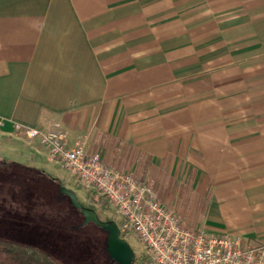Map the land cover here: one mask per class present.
Here are the masks:
<instances>
[{
	"label": "crops",
	"instance_id": "0c3cea01",
	"mask_svg": "<svg viewBox=\"0 0 264 264\" xmlns=\"http://www.w3.org/2000/svg\"><path fill=\"white\" fill-rule=\"evenodd\" d=\"M57 125L186 226L264 241V0H0V182L50 176L22 129Z\"/></svg>",
	"mask_w": 264,
	"mask_h": 264
},
{
	"label": "built area",
	"instance_id": "2783aa9c",
	"mask_svg": "<svg viewBox=\"0 0 264 264\" xmlns=\"http://www.w3.org/2000/svg\"><path fill=\"white\" fill-rule=\"evenodd\" d=\"M22 132L46 147L51 160L81 184L104 197L122 217L121 230L140 237L154 264H264V241L253 244L241 234L186 226L148 184L108 165L100 152L88 154L82 141L70 144L60 126L48 130L28 127Z\"/></svg>",
	"mask_w": 264,
	"mask_h": 264
},
{
	"label": "trees",
	"instance_id": "16d2710c",
	"mask_svg": "<svg viewBox=\"0 0 264 264\" xmlns=\"http://www.w3.org/2000/svg\"><path fill=\"white\" fill-rule=\"evenodd\" d=\"M2 174H5L4 170ZM19 176H21V174ZM8 178L6 177L1 180L0 194L21 198L24 197L23 199L25 202L20 204L23 206L21 210L12 211L9 214L4 213L3 211L0 213V230L7 233L6 237H0V264H68L63 262L61 257L41 250L36 243L32 242L33 240L30 239L31 237L29 238L32 234L29 233L27 229V227H30L33 224L37 225L38 219L46 220L44 211H50L46 209V205H42L47 201V199L45 201V196L41 194V190L43 188L47 190L46 185H48L49 181L53 182V185L56 184V188L60 187L61 184L57 182V179L44 172V170L30 176L26 172L23 179H16L14 176L9 178V180ZM91 191L93 193L96 192L94 189H91ZM53 193L55 194V192ZM57 194H59V192ZM60 194L66 196L69 199V203L66 201H53V227H55V231L59 236L57 240H60V237L70 238L74 246H78V242L81 240L84 242L88 240L89 244L80 242L79 245V247L84 251L86 250L85 254H82L83 257H86L88 256L87 254H90L89 251L92 249L91 245L96 246L99 243L100 232H106V235H108V231L104 230L100 226H97L93 222L84 224L83 219L85 218L80 209L76 208L72 204L67 194L62 192H60ZM92 199L96 198L92 197ZM79 201L86 207L94 209L98 213L101 220H115L119 226H122L123 219L119 218L117 216L118 213L113 209V218L103 219L96 207L83 202L80 198ZM94 203L102 206L103 208L110 206L107 200H96ZM78 214L82 216V220L80 222L75 220V217ZM68 218L70 220V224H68ZM21 226L25 227L24 229L26 230H18ZM88 227L92 228L90 233H76L74 231L75 228L85 230L88 229ZM125 233L126 231L121 230V236L123 238ZM26 237H28V239H24ZM106 247L107 236L104 240L103 253L101 252L98 255L99 258L96 259H100L101 261L103 260L104 262H94V264H117L109 256ZM151 262H153V260L150 254H136V264H151Z\"/></svg>",
	"mask_w": 264,
	"mask_h": 264
},
{
	"label": "rangeland",
	"instance_id": "374dc122",
	"mask_svg": "<svg viewBox=\"0 0 264 264\" xmlns=\"http://www.w3.org/2000/svg\"><path fill=\"white\" fill-rule=\"evenodd\" d=\"M26 137V136H24ZM27 138V137H26ZM22 138L20 139L21 141H24ZM29 139V138H28ZM19 142V139L17 140ZM19 143H17L16 141H14L13 139L10 138H6V137H0V149H2L3 147H7L9 145H18ZM40 146H42L41 144H38ZM54 162V161H53ZM55 165V172L53 170H51V172L48 171V173L50 174V176L52 177H56L55 179H57V182L60 185V187L56 188V184L53 185V182H48V185H46L47 190L45 188H43L41 190V194L45 196V201L47 199V201L45 203H43L42 205H46V209L50 210V211H44L45 214V219H38L37 225L33 224L30 227H27L29 233H31L32 235L29 236V238L31 240H33L32 242L36 243L37 246L46 252L51 253L52 255L55 254L58 257H61L63 259V262H66L68 264H94V262H104L103 260L101 261L96 260L98 257V255L102 252L103 253V246H104V240L106 238V236L108 237V235H106V232H100V237H99V243L95 246V245H91L92 249L89 251L90 254H87L88 256L83 257L82 254H85L86 250L84 251L82 248L79 247L80 242L81 243H86L89 244L88 240L86 242L84 241H79L78 242V246H74L71 239L67 238V237H60V240H57V238L59 237L58 234L55 231V227H53V201L57 200V201H66L69 203V199L66 196H63L60 194V192H62V186H66L68 188H72L76 191L78 197L85 203H88L94 207H96V209H98V211L100 212V215L103 219H109V218H113V211L112 208L109 206L107 208H103L102 206L94 203L96 202V200L102 201V200H106L104 197H102L101 195H99L97 192H92L91 189L87 188L86 186H84L83 184H81L78 180H76L73 176H71L65 169H63V167L54 162ZM142 181H145L143 177L140 178ZM151 183V181L149 182V184ZM151 187L156 191L159 199L165 204V205H172L171 199L173 198H178L181 199L184 196H170L168 195V193L164 190H162L161 188H157L155 187L154 183L150 184ZM49 188V189H48ZM57 189V190H56ZM176 191V189H175ZM55 192V194L53 193ZM59 192V194H57ZM63 193V192H62ZM4 197V195H2ZM43 196V197H44ZM55 197V198H54ZM92 197H95L96 199H92ZM0 201H1V197H0ZM4 203H0V213L3 211L6 214H9L12 211H8L6 208V203L4 206ZM185 203H187L189 205V202L186 201ZM96 204V206H95ZM4 209V210H3ZM175 209V208H174ZM176 210V209H175ZM176 212V211H175ZM178 213V211H177ZM47 214V215H46ZM119 218H122L119 214L117 215ZM69 220V218H68ZM75 220L80 222L82 220V216L80 214H78L75 217ZM83 223H84V219H83ZM182 223H184V221L182 220ZM68 224H70V220L68 221ZM25 227L21 226L19 227L18 230H22ZM70 228V227H69ZM92 228L88 229H79V228H75V232H84V233H90ZM199 229V228H198ZM26 230V229H24ZM6 237L7 233L3 232L2 230H0V237ZM124 238L129 241V243L132 245V247L135 250V253L137 255H141V254H148L149 252L147 250V248L145 247V245L142 243L140 237L132 231H126ZM24 239H28V237L24 238ZM80 254V255H79ZM153 262H151L152 264ZM154 264V263H153Z\"/></svg>",
	"mask_w": 264,
	"mask_h": 264
},
{
	"label": "water",
	"instance_id": "95a60500",
	"mask_svg": "<svg viewBox=\"0 0 264 264\" xmlns=\"http://www.w3.org/2000/svg\"><path fill=\"white\" fill-rule=\"evenodd\" d=\"M62 192L67 194L72 204L80 209L84 215V224L90 222L102 227L108 231L107 251L111 259L117 264H136V253L132 245L121 236V228L115 220L103 221L99 218L98 213L89 207L83 205L78 198L76 191L72 188L62 186Z\"/></svg>",
	"mask_w": 264,
	"mask_h": 264
}]
</instances>
